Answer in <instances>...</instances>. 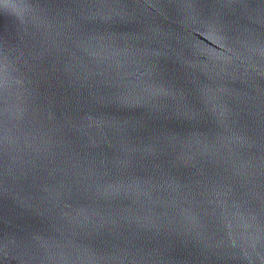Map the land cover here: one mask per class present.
<instances>
[{
    "label": "water",
    "instance_id": "obj_1",
    "mask_svg": "<svg viewBox=\"0 0 264 264\" xmlns=\"http://www.w3.org/2000/svg\"><path fill=\"white\" fill-rule=\"evenodd\" d=\"M0 264H264V0H0Z\"/></svg>",
    "mask_w": 264,
    "mask_h": 264
},
{
    "label": "snow or ice",
    "instance_id": "obj_2",
    "mask_svg": "<svg viewBox=\"0 0 264 264\" xmlns=\"http://www.w3.org/2000/svg\"><path fill=\"white\" fill-rule=\"evenodd\" d=\"M184 119L187 120H194L196 118V113L194 111L192 112H187L183 114ZM163 146L157 142L155 145H153V149H161Z\"/></svg>",
    "mask_w": 264,
    "mask_h": 264
}]
</instances>
